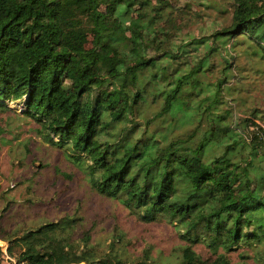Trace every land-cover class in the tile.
Returning <instances> with one entry per match:
<instances>
[{
	"label": "trees",
	"instance_id": "16d2710c",
	"mask_svg": "<svg viewBox=\"0 0 264 264\" xmlns=\"http://www.w3.org/2000/svg\"><path fill=\"white\" fill-rule=\"evenodd\" d=\"M177 3L0 0V109L23 104L95 196L179 241L98 239L77 208L10 223L1 192L0 264H264V106L224 91L245 68L264 88V0H227L195 35Z\"/></svg>",
	"mask_w": 264,
	"mask_h": 264
},
{
	"label": "rangeland",
	"instance_id": "374dc122",
	"mask_svg": "<svg viewBox=\"0 0 264 264\" xmlns=\"http://www.w3.org/2000/svg\"><path fill=\"white\" fill-rule=\"evenodd\" d=\"M177 1L178 6L187 3L191 6L189 10H183L182 18H198L191 25L194 35L198 34V29L208 20H215L219 25L223 18L230 16V10L225 4L227 0ZM123 32L125 36L129 35L128 30ZM229 45H222L221 48L224 58L230 60V55L234 52L229 54ZM215 60L218 64H223L219 56ZM244 63V57L241 56L235 61L238 69ZM239 76V81L233 78L224 85L225 99H237L238 102L244 100L247 104L256 101L263 107L264 88L254 71L245 68ZM228 102L230 104V101ZM4 104L10 111L0 109V137L3 138L0 143V193H7L6 198L1 200L3 205L4 202H11L13 205L7 214L10 223L26 219L29 226L33 225L39 216L58 218L61 211L71 213L77 208L78 213L83 214L85 219L84 227H91L93 232L98 231V239L108 237L109 230L117 227L129 238L144 241L141 246L151 245L153 250L155 248L169 251L179 242L172 228L163 224L140 225L132 218L126 217L114 202L95 196L89 190L85 177L65 159L64 152L41 139L37 133L38 125L23 115V104ZM235 110L237 111L236 107ZM0 248L6 251L7 243L0 240ZM197 249L206 248L198 246ZM235 255L233 253V256ZM7 258L10 257L5 255L3 264H15L13 258L12 261Z\"/></svg>",
	"mask_w": 264,
	"mask_h": 264
},
{
	"label": "built area",
	"instance_id": "2783aa9c",
	"mask_svg": "<svg viewBox=\"0 0 264 264\" xmlns=\"http://www.w3.org/2000/svg\"><path fill=\"white\" fill-rule=\"evenodd\" d=\"M3 252H4V254H5V251H3ZM7 259L10 260V261H12L11 258H7ZM13 264H14V263H13Z\"/></svg>",
	"mask_w": 264,
	"mask_h": 264
}]
</instances>
